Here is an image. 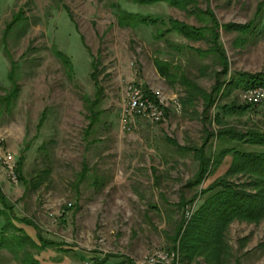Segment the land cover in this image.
I'll list each match as a JSON object with an SVG mask.
<instances>
[{"label":"rangeland","instance_id":"rangeland-1","mask_svg":"<svg viewBox=\"0 0 264 264\" xmlns=\"http://www.w3.org/2000/svg\"><path fill=\"white\" fill-rule=\"evenodd\" d=\"M195 1L187 13L132 0H0V154L11 155L18 177L14 181L1 162L0 187L17 217L38 232L18 227L32 229L36 240L39 233L59 244L44 251L45 257L52 255L44 263L67 258L71 264H94L111 256L109 264L126 259L145 264L153 251L172 253L184 214H193L201 201L185 211L179 203L191 201L227 172L230 157L197 190L188 187L199 163L179 147L202 146L203 103L185 109V90L167 82L155 66L156 59L173 62L178 73L210 93L223 68L195 50L208 51L211 44L176 33L161 40L153 28L122 27L114 7L119 3L131 13L195 28L206 25L199 10H211L224 27L255 22L264 0ZM256 23L257 37L250 35L242 46L240 33L220 30L227 79L237 73L264 75V23ZM97 61L99 88L92 78ZM131 84L163 101L165 124L126 121L125 93ZM221 104L245 105L243 91ZM227 121L242 132L264 130V109ZM217 129L213 125L212 131ZM227 239L233 253L228 264H264V221L235 222ZM0 264L19 263L0 251Z\"/></svg>","mask_w":264,"mask_h":264},{"label":"trees","instance_id":"trees-1","mask_svg":"<svg viewBox=\"0 0 264 264\" xmlns=\"http://www.w3.org/2000/svg\"><path fill=\"white\" fill-rule=\"evenodd\" d=\"M138 6H154L161 3L190 13V7L196 5L195 0H132ZM118 19L122 27L155 29L156 38L164 39L176 33L188 41H207L211 44L208 51L195 50L200 57L213 56L216 65L223 68L212 92L199 87L187 75L178 73L173 62L155 60V66L167 82L175 86L179 84L186 92L182 100L183 107L194 108L198 102L203 103L204 139L201 147H179L182 151L192 153L199 163V169L189 188L198 189L206 179L218 171L230 157L227 172L216 179L206 189L197 191L191 201L183 199L178 208L185 211L201 201L191 219L181 221L173 238L172 252L179 255L182 264H192L200 259L206 264H228L233 259L232 247L227 239L231 225L235 222L259 225L264 221V130L250 129L239 131L229 125L227 118L246 115L256 108L248 104H221L235 91L246 92L252 88L264 86V75L237 73L227 79L230 72L227 54L222 47L220 30L238 32L243 37L240 46L246 44L248 37H257L258 24L264 23V1L260 4L255 22L248 25H226L222 27L211 10H199L198 18L205 22L202 28H195L172 18L160 15L131 13L122 9L117 3ZM264 25L262 26V28ZM93 80L97 88L98 61L94 62ZM173 70H175L173 72ZM223 76L225 78H223ZM96 103L98 101H95ZM213 110L216 111L213 114ZM96 119V118H95ZM97 120V119H96ZM92 120L90 128L95 124ZM213 125L218 129L212 131ZM176 144L171 139L169 140ZM22 165V163H19ZM86 169V168H85ZM16 223L33 226L19 219L14 207L0 187V251L13 255L19 264H40L36 254L48 249L58 248L59 244L47 241L38 233L37 241ZM38 232V228L33 226ZM60 248V247H59ZM34 253V254H33ZM111 256L96 259L94 264H109ZM179 261V263H180ZM117 264H135L130 259Z\"/></svg>","mask_w":264,"mask_h":264},{"label":"built area","instance_id":"built-area-1","mask_svg":"<svg viewBox=\"0 0 264 264\" xmlns=\"http://www.w3.org/2000/svg\"><path fill=\"white\" fill-rule=\"evenodd\" d=\"M243 98L246 104L261 108L264 107V86L252 88L243 93ZM125 116L126 121L135 122L137 118L145 119L151 124L161 125L167 122L166 109L163 101L153 94L144 91L142 85L131 84L127 87L125 93ZM4 140L0 138V150L3 149ZM0 154V163L7 166L14 181L18 179L16 167L13 158L9 154ZM193 214H188L187 218L191 219ZM179 255L175 252L153 251L145 264H179ZM91 264V263H85Z\"/></svg>","mask_w":264,"mask_h":264},{"label":"crops","instance_id":"crops-1","mask_svg":"<svg viewBox=\"0 0 264 264\" xmlns=\"http://www.w3.org/2000/svg\"><path fill=\"white\" fill-rule=\"evenodd\" d=\"M168 140H170V139H168ZM228 168H229V166H228ZM22 229H24L26 232H27V234L33 239V240H35V241H37L36 239H35V237H34V235H33V233L31 232V231H33L32 229H30L29 227H21ZM66 251H64V253H65ZM44 253L45 252H43L42 253V255H41V257H37L36 259L39 261V262H41L42 264H46V263H44L43 261H45L46 259H50L51 258V256L52 255H50V256H48V257H45L44 256ZM51 254H53V252H50ZM55 258V257H54ZM81 259V258H80ZM51 260V259H50ZM81 260H83V259H81ZM60 262H57V263H54V264H59ZM61 264H71V261H67V258H65L64 260H63V262H61Z\"/></svg>","mask_w":264,"mask_h":264}]
</instances>
